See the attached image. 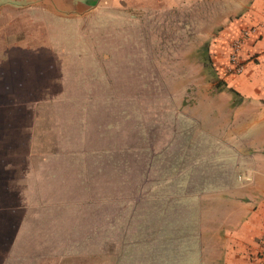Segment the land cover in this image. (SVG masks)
I'll use <instances>...</instances> for the list:
<instances>
[{
    "label": "rangeland",
    "instance_id": "374dc122",
    "mask_svg": "<svg viewBox=\"0 0 264 264\" xmlns=\"http://www.w3.org/2000/svg\"><path fill=\"white\" fill-rule=\"evenodd\" d=\"M80 1L0 0V111L32 113L0 115V130L2 118L16 124L0 142L32 146L18 196L28 218L47 232L71 231L59 236L73 242L72 264H121L129 254L146 264L162 243L174 250L180 239L161 226L171 213L185 219L180 226L185 216L194 220L209 250L250 180L228 140L237 132L230 99L203 70L201 50L208 45L212 58L224 4ZM25 50L36 67L18 83L9 75L19 69L1 60L11 51L10 59L25 61ZM71 218L74 227L61 228Z\"/></svg>",
    "mask_w": 264,
    "mask_h": 264
},
{
    "label": "crops",
    "instance_id": "0c3cea01",
    "mask_svg": "<svg viewBox=\"0 0 264 264\" xmlns=\"http://www.w3.org/2000/svg\"><path fill=\"white\" fill-rule=\"evenodd\" d=\"M80 2L90 3L89 0ZM217 2L224 4L225 7L217 16V19L223 21V25L215 35L211 59L218 77L223 81V85L217 90L226 93L230 99L227 112L229 114L231 110V120L237 132L234 133L235 136H228V140L231 141V148L237 152V156L235 155L237 168L250 180L240 189L241 198L237 199L232 209L233 218L227 221L219 239L214 235L216 243L211 245L209 250L206 248H204L206 251L203 250L202 233L199 227L193 225L194 220L185 216L187 220L180 226L177 220L185 219L177 213H171L172 217L169 216L167 222L162 220L161 226L164 230L169 228V231L164 232L174 241L180 239V243H176L174 250L167 251L165 244L162 243L160 251L154 250L152 257L146 258V264H258L260 238L264 231V0H217ZM244 31H248L250 35L245 39L240 52L244 71L238 74L230 65L228 56L231 42ZM11 54V51L4 53L2 67L19 69V72L10 73L9 78L17 77L22 80L18 83H26L24 77L27 75L26 69L36 67L35 61L29 60L30 54L27 50L23 55L26 57L25 61L15 62L10 59ZM2 81L9 82L5 79ZM212 83L216 87L218 81ZM213 111L211 105V112ZM10 112L13 111L1 110L0 115L10 117L17 114L19 116L32 114L27 110H18V113H13L14 115ZM14 123L13 119L2 118L1 137L8 136L4 129L16 125ZM234 137L239 140L238 144L237 141L233 144ZM19 141L16 144L1 141L3 144H0V264H72L75 259V255L70 252L74 250L73 242L69 239L68 242L64 240L67 236L71 238V231L67 233L63 229H52L53 231L49 232L42 230L40 223L28 218L29 206L21 203L18 198L21 194L20 180H24L23 172L33 154L32 146L30 148L26 140L22 142L23 144ZM21 145L23 148L29 147V150L23 149ZM19 148L22 149L18 151ZM108 153V157L115 158L114 150H109ZM235 156L232 153V158ZM113 166H118V162ZM82 176L84 177L83 172ZM86 178L85 174L83 179ZM232 179L236 180L234 177ZM233 184L228 182L227 190L232 191ZM209 193L212 195L213 192ZM166 200L163 198V204H167ZM131 203L136 204V199ZM29 210L37 212L38 208L31 206ZM51 210L64 211L62 207ZM70 210L73 211L72 208ZM68 220L60 221L64 224L61 228L68 223L74 227L76 221L74 222L72 218L69 222ZM62 232L67 236H59ZM195 233L199 235L197 241ZM59 241L64 243L60 249L57 246ZM126 248L125 246L124 250ZM119 253L122 256L125 254L123 244L119 251H114L115 260ZM99 264H107L105 258ZM113 264H118V261ZM121 264H135L132 255L129 254Z\"/></svg>",
    "mask_w": 264,
    "mask_h": 264
},
{
    "label": "built area",
    "instance_id": "2783aa9c",
    "mask_svg": "<svg viewBox=\"0 0 264 264\" xmlns=\"http://www.w3.org/2000/svg\"><path fill=\"white\" fill-rule=\"evenodd\" d=\"M249 32L244 31L240 36L236 37L230 44L229 63L233 70L240 74L244 71V65L240 59V52L245 43V39L249 37ZM261 246L258 251V264H264V231L260 238Z\"/></svg>",
    "mask_w": 264,
    "mask_h": 264
},
{
    "label": "trees",
    "instance_id": "16d2710c",
    "mask_svg": "<svg viewBox=\"0 0 264 264\" xmlns=\"http://www.w3.org/2000/svg\"><path fill=\"white\" fill-rule=\"evenodd\" d=\"M201 51H202L203 70L207 73L208 81L210 82L218 81L217 87H221L223 85V81L218 77L217 70L213 65V61L209 53V46L208 45L203 46Z\"/></svg>",
    "mask_w": 264,
    "mask_h": 264
}]
</instances>
